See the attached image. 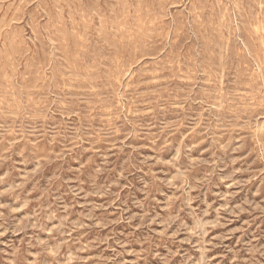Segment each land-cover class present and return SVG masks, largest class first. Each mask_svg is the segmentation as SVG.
Masks as SVG:
<instances>
[{
    "label": "rangeland",
    "instance_id": "374dc122",
    "mask_svg": "<svg viewBox=\"0 0 264 264\" xmlns=\"http://www.w3.org/2000/svg\"><path fill=\"white\" fill-rule=\"evenodd\" d=\"M0 264H264V0H0Z\"/></svg>",
    "mask_w": 264,
    "mask_h": 264
},
{
    "label": "bare ground",
    "instance_id": "6f19581e",
    "mask_svg": "<svg viewBox=\"0 0 264 264\" xmlns=\"http://www.w3.org/2000/svg\"><path fill=\"white\" fill-rule=\"evenodd\" d=\"M184 3V2H183ZM262 5V4H261ZM227 8V7H226ZM14 15V14H13ZM262 30V29H261ZM236 31V30H235ZM161 33V32H160ZM149 39V38H148ZM151 39V38H150ZM50 40V39H49ZM64 41V40H63ZM227 50V49H226ZM12 66V65H11ZM140 66V65H139ZM159 66V65H158ZM247 66V65H246ZM222 86V85H221ZM217 94V93H216ZM134 106V105H133ZM213 106V105H212ZM211 106V107H212ZM215 107V106H214ZM182 108V107H181ZM51 135V134H50Z\"/></svg>",
    "mask_w": 264,
    "mask_h": 264
}]
</instances>
